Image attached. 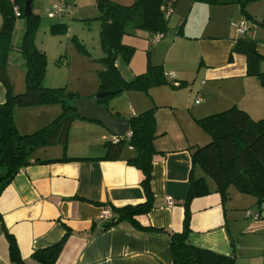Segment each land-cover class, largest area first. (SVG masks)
<instances>
[{"label":"crops","instance_id":"1","mask_svg":"<svg viewBox=\"0 0 264 264\" xmlns=\"http://www.w3.org/2000/svg\"><path fill=\"white\" fill-rule=\"evenodd\" d=\"M34 1H31V9L36 14L42 6L46 12L51 3V0H46L43 5L39 2L35 5ZM69 1L67 0L69 9L57 19L56 24L68 27L73 16L77 17V20L87 18L83 10L90 2L72 0V4ZM113 1L128 5L133 0ZM178 1L174 3L171 16ZM184 1L190 8L194 3H198ZM93 3L96 4L95 0ZM202 5L197 7L204 8L209 14L227 17V29L213 32L206 28L200 35L173 36L171 39L155 42L150 53L151 62L162 65L164 72H174L175 81L166 77L168 84L152 87L145 94H126L131 102L130 115H123V112L119 111L118 102L116 105L108 102L107 108L112 114L116 113L126 119L138 112L154 108L157 132L162 133L153 143L157 151L153 156L151 168L153 205L149 212L135 217L137 222L143 227L180 232L184 217L183 201L189 189V176L192 174L195 178L203 177L210 193L190 201L188 240L197 247L229 255L242 247L241 240L244 237H248L253 230L264 227V222L249 220L250 217L238 213L237 208H257L259 216L253 218L254 220L264 218L261 213L264 209L259 207L254 198L245 194L233 199L229 192L230 200L223 202L215 190L213 180L198 166L192 167L188 148L204 145L210 140L196 125L195 119L231 107L245 110L253 120L264 117V87L260 86L256 78L246 75L245 57L231 53L235 40L240 36L235 24L246 22L247 31L244 35L256 41V50L262 55L264 33L259 30L258 24L247 21L239 6L234 3ZM246 12L255 20L262 19L260 11L252 4L246 6ZM182 16L184 14L178 16L177 26L182 23ZM18 18L20 17L16 16L12 32L14 49L7 61V75L14 93L25 89L24 61L17 50L25 22ZM1 22L0 11V25ZM44 26L42 39L38 45L36 35L35 44L46 55L48 49L43 42L47 39L45 35L48 25ZM68 31L69 27L67 34ZM59 45L58 43L57 48ZM60 51L61 46L57 54H61ZM101 52L103 54L102 49ZM60 61L66 62L67 58L60 55L56 63ZM117 67L119 68L118 65ZM194 70L195 78H200V82L186 86L187 76ZM49 82L46 81L45 73L43 84L46 87H61ZM4 95L5 88L0 81V103L4 101ZM197 98L200 100L195 103ZM60 110L59 104L15 108L13 118L19 132L26 134L47 125ZM76 130L82 133V137L78 138L90 134L87 138H95V142H87L84 151L77 155L65 156L83 159L29 165L2 191L0 264H17L10 260L6 232L13 237L24 264H39L32 259V253L56 244L67 232L65 245L54 264H171L172 254L165 236L142 232L126 221L103 228L108 220L103 214L108 209L95 202L121 207L145 200L139 184V172L126 163V159L134 154L132 148L125 145L127 149L124 151L125 146L123 147L120 159H98L105 155V142L112 141L113 136L98 122L74 119L68 129L67 141L68 138H76ZM63 147L59 148L61 150L57 148L58 154L54 157L38 158L59 159L67 153V148ZM207 177L211 179L212 184ZM168 198L171 199V204L168 203ZM258 234L264 237V234ZM246 240L249 241V248L254 254L264 255V241L259 239L257 242L250 238Z\"/></svg>","mask_w":264,"mask_h":264},{"label":"trees","instance_id":"2","mask_svg":"<svg viewBox=\"0 0 264 264\" xmlns=\"http://www.w3.org/2000/svg\"><path fill=\"white\" fill-rule=\"evenodd\" d=\"M191 1L204 4L234 3L239 6L247 21L264 28V17L258 21L246 12V6L256 0ZM24 2L25 0H7L6 2L0 0L2 14L0 81L5 88L4 101L0 103V195L11 180L29 165L83 159L63 156L59 159L42 160L33 156L34 151L40 147L66 145L71 122L74 119H81L76 115L73 106L74 102L80 98L76 93L67 91L65 87L50 88L43 84L47 59L45 53L35 44V37L40 28V18L33 11L25 17ZM95 2L98 9L96 18L100 23V47L104 53L101 59L103 68L98 72L97 92H111L98 98V103L107 108L108 98L113 95L124 91L147 92L152 87L168 84L160 64L148 63L144 72L125 80L118 71L115 60L118 53H122L125 59L132 53L133 47L122 43V37L129 28L144 32L152 41L156 35H160V39L167 35L171 31L168 17L176 0H134L129 5H122L113 0H95ZM13 7L18 8V17L23 18L25 22L21 43L17 48L25 67V89L20 93L13 92L7 75L8 56L14 49L12 32L16 16ZM182 25L183 22L175 29V35L181 34ZM65 28L64 24L55 23L50 26L51 32L64 31ZM245 32L235 40L231 53L235 52L245 57L246 75L256 78L260 86L264 87V55L256 50V41L244 35ZM50 104L61 106L60 113L54 119L31 133L19 132L13 118L15 108ZM114 115L118 116L116 113ZM128 121L130 136L117 142H105V155L98 159H120L123 147L130 146L134 154L126 159V163L139 172V184L145 200L142 203L121 207L95 202L111 213V217L106 220L103 228L126 221L142 232L165 236L172 254L171 264H234L233 252L229 255L219 254L197 247L188 240L190 201L210 193L203 177L195 178L192 174L189 176V189L183 201L184 217L180 232L143 227L137 222L135 217L146 214L153 205L151 168L153 156L157 152L153 143L162 133L157 132L154 108L133 115ZM195 123L210 137V140L204 145L188 148L192 167L198 166L213 180L215 190L220 194L223 202L227 199L228 187L233 186L242 194L254 196L258 205L264 204V117L253 120L245 110L231 107L195 119ZM67 237L68 232L56 244L34 251L31 255L32 259L39 264H54ZM6 238L10 260L17 264H24L13 237L6 232Z\"/></svg>","mask_w":264,"mask_h":264},{"label":"rangeland","instance_id":"3","mask_svg":"<svg viewBox=\"0 0 264 264\" xmlns=\"http://www.w3.org/2000/svg\"><path fill=\"white\" fill-rule=\"evenodd\" d=\"M45 1L46 0H42L40 2V0H35L34 4L37 5V3L39 2V4L42 3L41 5H43V2ZM83 1L85 3L90 2L89 4H87V6L84 7L85 12L83 10V14L87 18L77 20V17L74 18L75 16H73V19L69 20L70 23L68 26V34V27H66L64 31L51 32L49 26L50 24H55L57 19L48 18L42 6V9L38 11V15L40 18V28L36 34L38 36L36 41L39 45V41L40 39H42L43 36V29H45L44 25H48L46 26L48 27V29L45 35L47 39L43 42L44 46L48 49V54H46L47 62L45 66L46 81H50L49 83L51 85L65 87L67 91L76 93L80 99H85L87 97L90 98L92 95L97 93L99 84L98 72L102 69L101 59L104 57V53L102 54L101 52L99 41L100 23L99 20L96 18L98 15V9L96 7V4H92L93 0ZM194 4L195 5L190 8V6H188V4H186L184 0L178 1L176 10L174 11L173 15H170L168 17V24L171 28V31L167 35H165L161 40L171 39L173 36L184 37L187 34L200 35L204 32L206 28H208L207 30H211L213 32H218L219 29H227V25L229 26V20L227 17L223 15L209 14V12H207L204 8L197 7L203 6V3ZM249 4L255 6L260 11L261 17H264V0H256ZM181 14H184V16L181 17V20L183 22L181 34L175 35V29L178 27L177 25L179 24L178 16ZM18 20L24 22L23 18H18ZM232 28L234 29V27ZM259 30H262V33H264V28L260 27ZM58 43L60 44L59 48L61 46V54H57V50L59 49L57 48ZM122 43L133 47L132 53L129 57H126L125 59L122 53H118L115 60V65L116 67L117 65L119 66V68L117 67V69L125 80H129L135 75L144 72L148 63L154 64L153 62H151L150 53L155 42H153L151 38L147 37L144 32L129 28L127 30V33L122 37ZM60 55H64L67 58V61H60L57 64L56 60H58ZM193 69L194 68H192V70ZM131 75L132 77L130 78ZM187 77L188 79L186 80V86H192L194 83H196V81H198L197 84L200 82V78H195L196 70H194L193 73L190 71V75H188ZM193 78H195V80H192ZM129 92H132L131 94H135L133 92H136V94L147 93L144 91H124L120 94L113 95L108 98V102H110L111 105H116V102H118L117 107L119 111L123 112V115H130L131 113L129 107L131 102L127 97L128 95H126L130 94ZM120 106L122 108H120ZM81 134L82 133L79 130H76L74 133V136L76 138H68L66 145L55 144L40 147L34 151L33 156L42 158L54 157L58 154L57 148L58 150H61L59 149L61 148V146H64V149L67 148V153H64V156L77 155L78 153L84 151L83 148L87 145V142H95V138H87L90 134L84 135L83 138H78L79 136L82 137ZM63 148L62 150H64ZM126 149L127 146L124 147V151ZM208 179L209 178L207 177V180ZM210 180L211 179H209V182L212 184V181ZM229 188L230 189H227L228 201L230 200L228 197L229 192L233 195V199H236V196H244V194L240 193L235 187L230 186ZM248 196H250V198H254L256 202V198L254 196ZM226 207H228V205H226ZM241 207L237 208L236 211L238 213H241L244 216L246 212H249L251 214L249 220L254 222H264V218H259L256 220L253 219L254 214L258 212V210L256 212L257 208L255 209L254 206L247 208H243V206ZM261 213L262 215H264V210H262ZM258 233L264 234V227L253 230V233H250L248 237H244V239L241 240L242 247L234 253V264H264V255L260 253L254 254L255 252H252L249 248V241L246 240L250 238V240H255L257 242L260 240L264 241V237L260 236Z\"/></svg>","mask_w":264,"mask_h":264},{"label":"water","instance_id":"4","mask_svg":"<svg viewBox=\"0 0 264 264\" xmlns=\"http://www.w3.org/2000/svg\"><path fill=\"white\" fill-rule=\"evenodd\" d=\"M31 1L25 0L23 15L29 16L32 13ZM109 91H100L90 98L78 99L74 102L76 115L87 121L98 122L114 138L123 140L129 132L130 125L126 118L112 114L104 105L98 103V98L110 94Z\"/></svg>","mask_w":264,"mask_h":264},{"label":"built area","instance_id":"5","mask_svg":"<svg viewBox=\"0 0 264 264\" xmlns=\"http://www.w3.org/2000/svg\"><path fill=\"white\" fill-rule=\"evenodd\" d=\"M67 9H69V5L67 3V0H51V3L48 7V9L46 10V14H47V17L50 18V19H60L63 14L67 11ZM13 12L15 14V16H19V10L17 7H13ZM170 14V12L168 13ZM235 29L236 31L241 34V33H244L245 30L247 29L246 27V24L244 22H239L237 24H235ZM160 39V35H156L153 37V42H156ZM165 77L171 79V80H175V74L174 72H164L163 73ZM199 98H197V100H195V103H198L199 102ZM130 136V132H128L124 138H128ZM113 142H117L119 141V139H116L113 137ZM171 199L168 198V203L171 204ZM259 207L261 209H264V204H260ZM106 219H109L111 217V213L110 211H105L104 214H103ZM246 216L250 217L251 214L249 212H246ZM259 216V213L257 214H254V218H258Z\"/></svg>","mask_w":264,"mask_h":264}]
</instances>
